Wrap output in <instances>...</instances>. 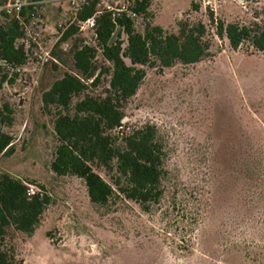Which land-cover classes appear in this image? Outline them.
<instances>
[{
    "label": "rangeland",
    "instance_id": "374dc122",
    "mask_svg": "<svg viewBox=\"0 0 264 264\" xmlns=\"http://www.w3.org/2000/svg\"><path fill=\"white\" fill-rule=\"evenodd\" d=\"M192 2L152 0V24L170 29L180 15L201 19L210 56L147 69L123 121L154 126L165 152L163 193L147 212L120 196L93 206L80 179L50 171L52 113L41 110L38 87L59 73L41 79L37 71L2 86L12 124L0 130L13 147L0 155V172L49 197L30 237L8 234L15 264H264V54L231 50L199 10L190 14ZM240 4L221 0L217 21L264 29V0ZM45 30L53 33L52 20ZM39 38L51 45L56 37Z\"/></svg>",
    "mask_w": 264,
    "mask_h": 264
},
{
    "label": "trees",
    "instance_id": "16d2710c",
    "mask_svg": "<svg viewBox=\"0 0 264 264\" xmlns=\"http://www.w3.org/2000/svg\"><path fill=\"white\" fill-rule=\"evenodd\" d=\"M151 1L141 0L135 7L141 18L137 26L124 19L113 24L108 15L98 16L96 37L90 46L82 45V38L71 26L52 47L56 64L46 63L40 70L41 79L59 73L45 87H38L41 110L47 115L52 113L55 145L50 171L56 176L80 179L93 206L104 207L117 196L143 212L158 204L163 193V145L154 126H126L122 121L126 119V108L147 69L194 65L210 56L208 29L201 19H183L180 15L173 28L163 29L152 24ZM94 10L91 3L77 19L88 18ZM189 12L198 14L193 2ZM115 29L119 31L109 43ZM20 36L15 21L0 19V89L19 78L15 69L28 60L22 48L15 46ZM216 36L226 40L233 51L249 47L264 54V29L256 23L225 24L218 20ZM67 62L70 70H61ZM11 124L12 107L2 103L0 127ZM12 147L13 139L0 130V155L11 154ZM48 205L45 193L28 195L23 181L0 172V264L16 263L7 244L8 234L30 237Z\"/></svg>",
    "mask_w": 264,
    "mask_h": 264
},
{
    "label": "built area",
    "instance_id": "2783aa9c",
    "mask_svg": "<svg viewBox=\"0 0 264 264\" xmlns=\"http://www.w3.org/2000/svg\"><path fill=\"white\" fill-rule=\"evenodd\" d=\"M221 0H193L203 19L216 36V12ZM243 6L245 0H235ZM141 0H0V19L10 18L20 27L21 36L15 42L20 46L24 57L28 60L22 68H16L15 73L26 77V74L40 71L46 63L56 64L51 56V50L61 34L71 26L76 28V34L82 38L83 46H90L95 40V19L100 15H108L113 24L118 20H128L137 26L141 18L135 7ZM91 3L94 12L84 20H78V14ZM52 20L53 33L45 30ZM39 37H56L51 45L42 44ZM65 46H62V51ZM27 194L34 192L27 188Z\"/></svg>",
    "mask_w": 264,
    "mask_h": 264
},
{
    "label": "water",
    "instance_id": "95a60500",
    "mask_svg": "<svg viewBox=\"0 0 264 264\" xmlns=\"http://www.w3.org/2000/svg\"><path fill=\"white\" fill-rule=\"evenodd\" d=\"M118 31H119V29H115L113 35H112L111 38H110L109 43H111V42L115 39V37H116ZM122 121H125V119H123Z\"/></svg>",
    "mask_w": 264,
    "mask_h": 264
}]
</instances>
